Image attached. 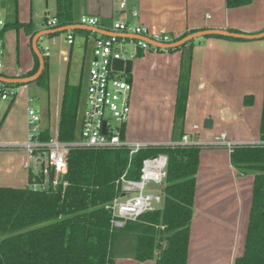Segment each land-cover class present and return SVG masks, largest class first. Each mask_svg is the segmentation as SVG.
<instances>
[{
    "label": "crops",
    "instance_id": "crops-1",
    "mask_svg": "<svg viewBox=\"0 0 264 264\" xmlns=\"http://www.w3.org/2000/svg\"><path fill=\"white\" fill-rule=\"evenodd\" d=\"M17 1L19 14L26 8L20 7L21 0ZM30 1L32 6V0ZM121 2L125 3V9H120ZM53 3L51 17L55 13V0ZM116 5L118 8H115ZM131 10L138 12L137 18L131 16ZM73 14L77 24L82 16H96L106 27L108 21L113 19L131 23L137 21L150 32L168 34L172 39L204 28L252 34L264 30V0H251L246 5L233 8H227L225 0H74ZM45 28L44 19L40 27L34 26L35 31ZM68 34L72 35L71 43L67 42ZM0 35L6 47L0 73L6 76H28L26 74L34 66L30 35L27 36L28 42L25 39L19 43L18 40L14 46L5 43L4 33ZM57 35L59 33L46 36L56 49L54 54L57 60H54L57 64L58 59L69 62L73 53H76L82 63L78 81L69 83L62 71L61 76L57 72L53 78L52 67L55 62L47 60L50 57L48 48L42 50L39 47L42 56L44 52H48V87L44 91L42 86L34 82L21 85V96L15 101V106L9 109L13 103L10 105L11 101L8 100L2 113L3 116L8 110L0 132V173H4L9 186L23 187L29 170H32L30 162L29 167L25 166L27 154L23 148L27 134L28 98L37 99L41 129H48L53 134L58 128L65 81L73 85L86 82L85 63L88 66L91 60L90 40L94 32L65 31L66 43ZM76 44L78 46L74 47ZM189 46L191 70L183 121L184 133H188L196 142H209L220 133H225L227 138L238 142L258 140L264 87V38L242 41L200 37L194 39ZM9 49L12 51L9 52ZM181 55V50L146 51L139 52L133 58L129 76L132 86L129 94L130 112L124 126L127 140L158 144L172 141ZM53 81L57 83L54 88L51 85ZM246 95L253 96L252 105L243 104ZM56 116L57 126L54 130L52 126ZM205 119L211 120L210 128L203 127ZM193 125H197V128L193 129ZM201 147L204 148L200 151L196 174L194 216L186 264H232L234 258L243 251L252 177H238L230 164L229 149ZM205 147L210 149L208 152L218 151L219 154L207 156L204 153ZM120 241L126 245L124 250L114 253L115 264H155L154 260L137 261L132 257L129 236L121 237Z\"/></svg>",
    "mask_w": 264,
    "mask_h": 264
},
{
    "label": "trees",
    "instance_id": "trees-1",
    "mask_svg": "<svg viewBox=\"0 0 264 264\" xmlns=\"http://www.w3.org/2000/svg\"><path fill=\"white\" fill-rule=\"evenodd\" d=\"M250 1L225 0V5L233 8ZM73 5L74 0H55L53 17L56 21L54 26L48 28L77 24ZM47 19L44 17V24ZM19 28L30 35L31 43L36 32L33 22L19 21L18 1L13 0L11 19L3 25L0 34ZM72 32L90 33L81 29ZM190 32L193 31L172 41ZM205 37L245 41L217 35ZM192 41L176 48L158 49L182 51L172 141L180 140L184 134L183 121L191 70L189 45ZM33 55V69L26 75L33 74L38 68V58L35 53ZM43 59L44 69L34 83L47 88L46 56ZM126 79L129 80V76ZM80 90V83L73 85L65 81L57 128L59 140L71 141L78 137ZM10 101L11 105L13 100ZM252 103V95L244 96V105ZM258 134V140L264 141V87ZM39 138L47 141L50 138L49 130H42ZM201 148L198 145H156L140 149L131 159L126 148H73L67 153L66 171L59 175L55 186L51 185L54 177L51 171L46 188L31 187V184L44 178L40 168L36 172L29 170L25 187L0 186V264H115L114 246L121 242L123 236L131 238L132 257L137 261L186 264ZM159 154L167 157L166 175L159 193L161 206L146 211L136 221H126L122 227L111 229V214L105 205L120 194L116 180L125 170L127 178L138 179L142 160ZM229 160L237 175L252 176L243 251L232 264H264V145H235L229 150Z\"/></svg>",
    "mask_w": 264,
    "mask_h": 264
},
{
    "label": "built area",
    "instance_id": "built-area-1",
    "mask_svg": "<svg viewBox=\"0 0 264 264\" xmlns=\"http://www.w3.org/2000/svg\"><path fill=\"white\" fill-rule=\"evenodd\" d=\"M120 9H125V3L119 4ZM133 18L138 12L131 10ZM56 19L51 17L45 22L46 27L55 25ZM2 22L0 21V24ZM79 24L95 26L100 29L121 33L124 36L104 35L94 33L90 40L91 60L87 66V78L82 89L83 98L80 110L77 113L78 137L71 141H62L57 137V132L50 134L47 141L39 138L41 129V116L33 105V99L28 98L26 108L27 134L23 148L27 154L25 166L34 161L39 164L43 180L31 184L33 189L46 188L48 177L52 171L54 177L51 185L55 186L58 177L66 171V157L70 149H118L126 148L129 159L142 148L168 145V146H214L230 150L235 145H264V141H233L225 133L216 135L209 142L194 141L188 133L182 138L164 144L129 141L124 136L123 128L128 120L130 105L129 94L131 83L126 77V72L113 68L115 59L133 60L139 52L158 51L142 38H149L154 42H172L168 34L152 33L141 23L127 20L113 19L110 27L103 26L96 16H82ZM128 36H136L131 38ZM67 42H72V35H67ZM48 52L43 55L47 56ZM4 42L0 35V71L3 66ZM21 86V85H20ZM19 93V86L8 85L0 81V101L14 100ZM104 127V128H103ZM197 125H193L196 129ZM167 157L159 154L155 157H146L142 160L138 179L126 177V170L116 180V187L120 194L115 196L105 208L110 212V228H120L126 221L138 220L146 211H151L162 204L159 193L145 192L149 182L162 184L166 175Z\"/></svg>",
    "mask_w": 264,
    "mask_h": 264
},
{
    "label": "rangeland",
    "instance_id": "rangeland-1",
    "mask_svg": "<svg viewBox=\"0 0 264 264\" xmlns=\"http://www.w3.org/2000/svg\"><path fill=\"white\" fill-rule=\"evenodd\" d=\"M12 1L13 0H0V21L2 22L0 24V30L2 29L3 25L11 19ZM53 1L54 0H32V6H31L30 0H21L20 7L26 8V10L18 14L19 21H27V22L32 21L34 26L40 27L42 22H43L44 16H47L48 19L51 18V15L53 13V4H54ZM46 2H47V6H46ZM115 8H118V5H116ZM30 12H31V14H30ZM111 22H112L111 20L108 21V23H107L108 27H109V23H111ZM3 33L5 34L4 35L5 43L6 44L8 43L9 46H11V45L14 46V44L16 43V41L18 42V40H19V43L25 39L28 42V37H27L28 34L22 28H19L17 30L16 29H9V30L4 31ZM60 35H61V37H60ZM58 38H62V42L66 43L65 31L60 32ZM3 42H4V40H3ZM37 44L42 50L45 48H48V50L50 52V57L47 58L48 61H50V59L51 60H54V59L57 60L56 54H54L56 49L51 46L50 41L47 40L46 36H43L42 38H40L38 40ZM76 46H78V45L76 44L74 47H76ZM10 51H12V50L9 49V52ZM4 52H6L5 44H4ZM58 58H59V56H58ZM56 60H54L55 63L52 67L53 72H54L53 78H54V75L56 77L57 72L61 76V71H62L63 77L67 76L69 83H76L78 81V75L80 73V69H81V65H82L81 58L79 59L78 55H76V53H73L72 58L69 62H62L60 59H58V64H57ZM86 67H87V63H85V70L87 69ZM127 76H130V73H127V75H122V77H127ZM55 84H57V83L54 81L51 83L52 88H54ZM84 85H85V83L82 82L77 113H78V110H80V107L82 105V98H83L82 89H83ZM19 88H20V86H19ZM41 88H44V87H41ZM44 91H45V88H44ZM20 96H21L20 94L16 96V98L13 100L14 102L12 101L13 104L10 106L9 109H12L15 106V101L18 100L20 98ZM32 99H33V105H34L35 109H37V108L39 109L38 104H37V99L35 97H32ZM8 102H9L8 100L0 102V132L2 131V127L4 125L6 118H7L8 110H7V112L5 111L6 116L4 117V120H2V118L4 116V115L2 116V113L4 112L5 107L8 105ZM1 120H2V122H1ZM56 126H57V116L54 118V124L52 126L54 130H56ZM6 135H7V133L4 134V136H6ZM202 148H204V147H202ZM208 150H210V149L209 148L204 149V153L207 156H209V154H212V155L219 154L218 151L217 152H208ZM223 150L225 151V149H223ZM30 164H32L31 166H32L33 171H36L39 168L37 162L31 161ZM238 177H239V175H238ZM246 177H252V176L246 175ZM0 178H2V180H0L1 181L0 186H8V187H16V188L21 187V185L9 186V184H8L9 181H7L6 178L4 177V173H3V175L0 173ZM26 185H27V181L25 183H23V187H25ZM161 188H162V184L149 182L145 186V192L160 193ZM244 228L245 227H243V229ZM124 245H126V243L120 242L118 244V246L117 245H116V247L114 246V253L117 251L120 252V250H124L125 249Z\"/></svg>",
    "mask_w": 264,
    "mask_h": 264
},
{
    "label": "water",
    "instance_id": "water-1",
    "mask_svg": "<svg viewBox=\"0 0 264 264\" xmlns=\"http://www.w3.org/2000/svg\"><path fill=\"white\" fill-rule=\"evenodd\" d=\"M74 29L87 30L90 32L104 34V35L124 36V34H121V33H114V32L100 29L95 26L79 24V23L64 25V26L55 27V28H45V29L36 31L31 38V47H32L33 52L36 54L38 58L39 64H38L37 70L33 74L28 75V76H6L0 73V81L6 84H21V85L34 82L41 75L44 69V59L41 54L40 48L37 44L38 40L42 38L43 36H47L49 34H55V33H60L63 31H70ZM208 35H217V36L231 37V38L243 39V40H254V39L264 38V30L259 33L252 34V33H244V32H233L230 30L220 29V28H204V29H198L193 32H190L186 34L185 36L179 38L178 40L168 42V43L154 42L149 38H142V39L160 49H170V48L179 47L183 44L190 42L191 40H194L200 37H205ZM128 37L137 38L136 36H128ZM132 65H133V60L124 61L122 59H115L112 62V66L114 69L118 71L123 70L126 73L131 72ZM211 123L212 122L210 119H205L203 121V127L210 128Z\"/></svg>",
    "mask_w": 264,
    "mask_h": 264
}]
</instances>
